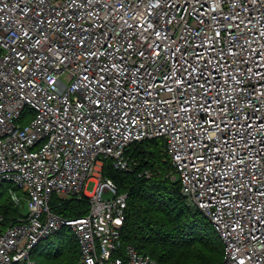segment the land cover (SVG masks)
I'll return each mask as SVG.
<instances>
[{
	"label": "built area",
	"instance_id": "built-area-1",
	"mask_svg": "<svg viewBox=\"0 0 264 264\" xmlns=\"http://www.w3.org/2000/svg\"><path fill=\"white\" fill-rule=\"evenodd\" d=\"M136 2L130 0V3ZM201 3L203 8L194 4L196 12L184 11V5L174 13L169 12L168 15L174 18L161 35L167 34L166 44L178 42L173 50L182 46L186 58L194 59L191 52L200 40L195 33L204 26L199 23L201 15L210 26L204 33L206 37L213 34L211 26L216 25L213 16L220 23L234 25L231 39L235 41L236 56H218L223 67L209 76L215 80L213 92H220L221 101L213 105L210 114L223 129V134H216L222 137L216 146L224 144V136L228 141L222 147L218 163L212 159L217 156L215 147L200 146L210 142L211 134L197 131L194 125L180 120L168 105L160 104L154 110H168L175 131L167 125L156 128L148 123L146 113L153 110V103L161 96L169 95L159 87L162 78L169 71L180 68L177 60L168 55L166 47H162L161 58L155 63L150 56L141 59L132 55L122 65L127 70L125 83L120 86L122 95L132 92L129 74L135 73L141 63L146 65L145 72L138 73L137 79L143 89L152 92L149 98L152 103L141 110L144 122L138 126L129 122L120 127L108 112L92 113L84 107H76L77 101L87 103L91 88L83 92L71 89L55 102L49 99L47 105L44 103L46 93L54 95L50 79H59L71 88V83L82 79L83 68L89 70L92 79L93 70L118 62L123 48L116 52L115 47L120 44L115 39L105 43L106 38L110 33L123 32L136 43L137 37L128 24L133 23L134 16L140 17L141 12L148 10V0L139 4L138 12L126 4L119 9V14L114 10L118 0H75V3L73 0H45L43 3L41 0H0V181L20 189L27 205L24 218L0 228V264H35L31 250L62 228L71 230L77 241L79 257L75 264H159L132 245L121 247L120 230L127 193H119L116 183L103 175L108 160L118 170H131L126 158L127 148L133 142L155 138L164 140L163 160L169 161V176L178 181L187 205L199 210L218 234L223 246L219 264H264V248L261 247L264 223H255L257 216H264V159L254 155V151L264 148V100L250 95L252 90L258 92L264 84V80H259L255 74L264 69L247 72V68L261 62L254 53L264 48V38L260 35L264 34V0H201ZM224 17L230 20L226 21ZM186 27L191 35L185 31ZM72 35L87 37L85 45L82 47L73 42ZM45 36L50 39L46 41ZM222 36L227 38L228 33L222 32ZM181 37L188 38L189 42L185 44ZM140 40L143 42L142 37ZM151 40L160 42L154 35ZM120 43L123 44V38ZM109 44L115 47L109 48ZM216 47L227 51L226 40L218 39ZM89 50L96 55L89 57ZM161 64L163 67H159ZM146 73H152L156 80H151ZM225 73L237 76L240 83L226 82ZM204 74L208 76V71ZM185 78H188L186 74ZM33 83L38 87L33 88ZM150 83L157 86L148 88ZM196 87L198 89L199 84ZM139 100L143 101L144 96L139 95ZM174 107L179 109V105ZM256 107L259 112L255 111ZM94 114L97 121L108 116L104 124L99 125L105 131L96 134L103 143L96 144L85 132L81 144L76 146L72 133L77 129L84 131L86 126L95 123L92 120ZM118 115L123 121V116ZM24 116H28L26 121ZM246 117L247 123L252 125L250 129L245 126ZM208 119L209 114L198 110L197 122L207 127ZM194 131L195 139L190 140ZM260 154L264 155V152ZM198 156L205 159L200 160ZM254 163L258 167H252ZM145 175L150 174L146 171ZM89 181L95 184L92 193L85 190ZM104 193L110 196L104 197ZM53 195L61 199L84 198L88 201V211L74 218L59 216L49 206ZM12 196L18 204L19 197Z\"/></svg>",
	"mask_w": 264,
	"mask_h": 264
},
{
	"label": "snow or ice",
	"instance_id": "snow-or-ice-1",
	"mask_svg": "<svg viewBox=\"0 0 264 264\" xmlns=\"http://www.w3.org/2000/svg\"><path fill=\"white\" fill-rule=\"evenodd\" d=\"M43 2H45V0H41V3ZM73 3H75V0H73ZM141 3H144V0H137L136 3H130V0H118V7L114 10L117 11V14H119V9L124 8L125 5L128 4L132 9L138 12L140 11L139 4ZM194 4H199L201 8L204 7V4L201 3V0H194V2L193 0H154V2L153 0H148V10L141 12L140 17L134 16L132 24H128V22L125 21V24H128V28L133 30V35L137 37L136 43H133L132 39L126 36L123 32L116 34L110 33L106 38L105 43H107L108 39H115L117 43L120 44V47H115V45L109 44V48L115 47L116 52H120L121 48H123V54L119 57L118 62L111 63L110 65L99 68L98 70H93L92 79L89 78V70L87 68H83L82 79L77 80L75 83H71L70 74L68 79L71 83V88L66 87L59 79H50L49 84L52 85V92L54 95L46 93V98H44L45 105H47V100L51 99L55 102L57 97L63 95L71 89H79L83 92L89 91V88H91L89 96L87 97V103L81 104L79 101H77L76 107H84L92 113L103 114L108 112L114 119L117 120V123L120 125V127H123L124 124L129 122H131L133 126H138L144 122V119L141 116V110L146 104L152 103V101L149 100V98L152 96V92L143 89L139 80L137 79L138 73L145 72L146 65L141 63L138 67H136L135 73L129 74L128 79L132 81V92L128 95L121 94L120 86L125 83L127 71L122 65L124 60L128 56L132 55H136L141 59H145L150 56L152 57V62L155 63V60L161 58L162 47H166L169 50L168 55L177 60L180 68L177 71H169L162 78L163 82L159 85V87L161 90H166L169 95L161 96L158 102L153 103V110L149 113H146L148 116V123L154 124L156 128H164L167 125L173 131H175V124L171 119H169V111L163 108H161L160 111L154 110L156 107H159L160 104L168 105V109H170L176 117L180 118V120L185 121L189 125H194L197 131H203L211 134L208 137L210 142L207 144L201 143L200 146L206 149H212L215 147L217 156L213 157L212 159L216 160L218 163V156L219 154H222V147L226 146L228 141L226 136H224V144L219 147L216 146L219 144V141L222 138L216 134H223V129L221 128L220 124L217 123V120L210 114L213 110V105H218L221 103V101L220 92H213L215 80L209 79V76H213L215 72H218L219 69L223 67L217 58L218 56L221 58L225 55H231L232 57L236 56V52L234 51L235 41L231 39L232 35L234 34L232 31L234 25L231 23H220V21H218L216 17L213 16L212 20L216 21V25L211 26L213 27V34L206 37L204 33L210 26L205 23L204 16L201 15L199 23L204 26L195 33L196 36L200 37V40L195 44L191 52V56L194 59L186 58L182 46H176L173 50V46L177 45L178 42L172 41L170 44H166L165 41L169 39L167 34L165 33V35H161L165 26L171 23L172 19L174 18L173 16L168 15L169 12L174 13L176 10L180 9L182 5L185 6L183 9L184 11L191 9L192 12H196L197 9ZM58 14L59 13L57 12V15ZM224 19L226 21L230 20L229 17H224ZM48 24L49 27L52 26L50 20L48 21ZM191 28L195 29V25H192ZM217 28H219V30H216ZM185 31L189 32V35H191L189 28L186 27ZM222 32L228 33V37H223ZM60 35L66 36L67 34L60 33ZM153 35L160 41L159 43H157L156 40H151ZM260 35L261 38H264V34ZM140 37L143 38V42H141ZM70 38L73 42L81 45L82 47L87 41V37L78 38L76 35H72ZM121 38H123V44H127V47H123V44L120 43ZM181 38L184 39L185 44L189 42L188 38ZM49 39L50 37L45 36L46 41ZM218 39L226 40L227 51H225V48L218 49L216 47ZM137 44H140V47H137ZM254 54L260 58L261 62L254 63L253 67L247 68L248 73H253L254 69H264V48L257 50ZM95 55V52H92L91 50L88 51L89 57ZM21 59H23V57H21ZM65 59H68V57H65ZM241 62L245 63L243 61ZM82 64L83 62H81V66ZM159 67H163V64H161ZM205 70L208 71V76H205ZM109 72H111V75H108ZM146 74L151 80H156V77L152 73ZM185 74L188 78H185ZM255 74L259 77V80H264V71H257ZM56 75L58 76L59 73H56ZM225 76L226 82L231 80L237 85L240 83V80L237 76H230L229 73H225ZM197 84H199L198 89L196 87ZM156 86L157 85L150 83L147 87L153 88ZM37 87L38 86L33 83V88ZM139 95L144 96L143 101L139 100ZM250 95H252L254 98H257L258 100H264V84L261 85L258 92L255 89L252 90ZM102 97H107L108 99L105 100L102 99ZM118 99L120 101L119 104H117ZM174 105H179V109L177 110ZM58 107H60L59 104ZM198 110L209 114V119L206 121L207 127L202 126L195 120ZM216 110L219 111V109ZM255 111L259 112L260 109L256 107ZM118 113L123 116V121L120 120ZM107 119L108 116L105 115L104 120ZM247 119L248 118L246 117L245 126L250 129L252 125L247 123ZM92 120L95 121V123H91L86 126L84 131L77 129L72 133V137L75 139L76 146L81 144L85 132H87L89 136L93 137L96 144L103 143V141L96 134H103L105 131V128L99 126L104 124V120L97 121L95 114L92 115ZM156 121H159V123H155ZM81 123H83V121H81ZM224 126L227 128V123ZM262 127H264V125H262ZM117 131H119V129H117ZM77 133H79V135H77ZM189 139H195V131L193 132V136L189 137ZM262 152H264V148L254 151V155L258 156L260 159H264V155L260 154ZM197 158L200 160L205 159L204 156H198ZM202 167L203 165L201 166V170ZM252 167L256 168L258 165L254 163ZM210 171L214 172V169H210ZM215 191L216 190L213 189V192ZM225 191L227 192L228 190L225 189ZM231 195L235 196L236 193H231ZM249 207H251V205H249ZM117 223H119V221H117ZM255 223H264V216H257ZM253 239L259 242L257 237L253 236ZM261 247L264 248V243L261 244Z\"/></svg>",
	"mask_w": 264,
	"mask_h": 264
},
{
	"label": "trees",
	"instance_id": "trees-1",
	"mask_svg": "<svg viewBox=\"0 0 264 264\" xmlns=\"http://www.w3.org/2000/svg\"><path fill=\"white\" fill-rule=\"evenodd\" d=\"M126 158L129 171L116 169L110 160L103 168V175L116 183L118 192L127 193L121 247L132 245L159 264H219L223 246L210 231L212 226L207 218L187 205L178 181L169 176L171 165L163 160L164 140L133 142L126 150ZM13 194L19 197L18 204ZM24 196L13 184L0 181L1 229L27 215L16 207ZM49 206L66 218L86 214L89 207L84 198L61 199L56 195L51 197ZM30 254L35 264H75L79 249L71 230L62 228Z\"/></svg>",
	"mask_w": 264,
	"mask_h": 264
},
{
	"label": "rangeland",
	"instance_id": "rangeland-1",
	"mask_svg": "<svg viewBox=\"0 0 264 264\" xmlns=\"http://www.w3.org/2000/svg\"><path fill=\"white\" fill-rule=\"evenodd\" d=\"M27 118H28V116H24V117H23V120L26 121ZM24 121H23V123H25ZM94 185H95V184H94V181H89V182L87 183L86 188H85L86 193H92L93 188H94ZM103 196H104V197H109L110 194H109V193H104ZM16 207H17L20 211H22V212H27V205H26L25 199H21L20 204H19V205H16ZM210 231L215 235L216 238H218V234L216 233V231L213 230V228H210ZM72 234H73V233H72ZM53 235H54V234H52V235H50L49 237H47V238H46V241H48V240H52V239H53ZM218 239H219V238H218ZM43 242H44V241H43ZM40 244H42V242H41Z\"/></svg>",
	"mask_w": 264,
	"mask_h": 264
}]
</instances>
